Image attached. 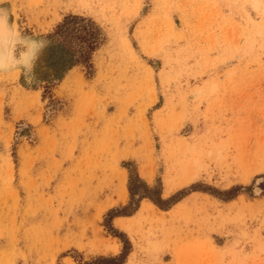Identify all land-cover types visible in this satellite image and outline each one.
<instances>
[{
	"label": "rangeland",
	"instance_id": "rangeland-1",
	"mask_svg": "<svg viewBox=\"0 0 264 264\" xmlns=\"http://www.w3.org/2000/svg\"><path fill=\"white\" fill-rule=\"evenodd\" d=\"M70 16L100 36L68 69ZM0 29V63L48 41L0 71V264H264V0H0Z\"/></svg>",
	"mask_w": 264,
	"mask_h": 264
},
{
	"label": "trees",
	"instance_id": "trees-1",
	"mask_svg": "<svg viewBox=\"0 0 264 264\" xmlns=\"http://www.w3.org/2000/svg\"><path fill=\"white\" fill-rule=\"evenodd\" d=\"M100 31L95 24L83 17L70 16L58 26L57 30L49 36L53 49H60L63 60L70 69L77 65H89L93 52L99 46ZM139 181V179H137ZM141 182V181H139ZM148 190L149 187L142 185ZM132 198L136 196L133 182L130 183ZM147 197L140 195V199ZM158 206H162L161 197L153 200ZM136 211V208L132 211Z\"/></svg>",
	"mask_w": 264,
	"mask_h": 264
},
{
	"label": "clouds",
	"instance_id": "clouds-1",
	"mask_svg": "<svg viewBox=\"0 0 264 264\" xmlns=\"http://www.w3.org/2000/svg\"><path fill=\"white\" fill-rule=\"evenodd\" d=\"M19 40L24 43L20 46L19 54L13 53L10 63H0V71H12L22 69L26 75L30 73V65L34 64V61L39 58V54L47 47L48 41L37 40L30 37H21L17 33ZM32 53L29 63H24V58Z\"/></svg>",
	"mask_w": 264,
	"mask_h": 264
},
{
	"label": "bare ground",
	"instance_id": "bare-ground-1",
	"mask_svg": "<svg viewBox=\"0 0 264 264\" xmlns=\"http://www.w3.org/2000/svg\"><path fill=\"white\" fill-rule=\"evenodd\" d=\"M4 22V21H3ZM5 25H3V27H4ZM0 31H1V29H0ZM4 31V30H3ZM194 175V174H193ZM125 176V175H124ZM190 176V175H189ZM126 177V176H125ZM125 181V180H124ZM125 183V182H124ZM124 185V184H123ZM121 186V187H124V186ZM126 185V184H125ZM126 187V186H125Z\"/></svg>",
	"mask_w": 264,
	"mask_h": 264
}]
</instances>
